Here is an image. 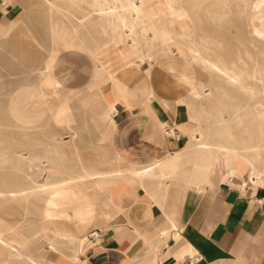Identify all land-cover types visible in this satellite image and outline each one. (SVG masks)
I'll return each mask as SVG.
<instances>
[{"label":"bare ground","instance_id":"6f19581e","mask_svg":"<svg viewBox=\"0 0 264 264\" xmlns=\"http://www.w3.org/2000/svg\"><path fill=\"white\" fill-rule=\"evenodd\" d=\"M48 2L50 10L52 8L65 10L69 17L76 16L77 24H73L71 29L60 21L49 24L48 30L54 48L49 53L45 66L40 70L37 84L17 89L6 100L4 110L18 127L26 130L50 126L51 123L48 122L53 117L66 115L62 94L80 96L84 91L89 90L94 95L95 102L89 105L82 101V106L92 109L102 121L106 122L102 140L112 142L117 127L115 117L120 110L118 100L122 99L125 108L128 109L140 105L144 110L147 109L146 103L140 102L134 105L135 101L131 102L127 95L131 72L138 69L141 73L146 64L151 79L156 80L164 72L163 68L169 66L170 70L175 72L173 76H178L174 79L162 76L163 81L160 83L162 92L158 94L160 97L168 94L175 97L178 105L180 103L185 105L183 113L185 119L178 124V128L189 136V142L184 149L168 153L164 159L176 164L185 153L189 152L194 165L188 173L193 178L195 187L206 185L212 188L225 180L231 185L240 182L245 186L244 175L248 176V181L252 185H264V0H57V2L55 0ZM82 2L91 10L86 11L84 7H77V4ZM77 11L80 15H75ZM189 19L198 23L207 21L211 24H220L223 28L229 24L234 25L237 29V32L234 31L237 43L225 45L221 40L208 34L193 35L185 25ZM179 32L180 37H176ZM224 33L226 38L232 36L228 30ZM145 34L149 37L146 41L147 45L141 38ZM108 36L110 38L106 39ZM138 37L147 49L143 47V54L131 59L132 53L130 55L125 52L120 45L123 41L129 46L134 45ZM109 39H112L116 51L114 60L108 58V51L105 52ZM79 50L87 54L88 58L94 54L99 57L98 62L93 63L89 83L82 88L74 89L66 85L68 71L63 66L66 61L63 64L61 60L67 53L63 56L60 53ZM185 61H188L189 65L201 66L210 77L233 86L240 95L245 94L249 99H253V103L251 105L236 103L239 98L230 95L220 83L213 88L198 79L192 82L188 75L191 72L190 67ZM188 68L189 71L186 72L185 69ZM217 92L222 94L226 101L221 102L216 99ZM153 95L156 96L154 92ZM227 101L235 102L229 107ZM71 123L67 122L65 128L72 129ZM54 130L59 131L56 128ZM167 133L175 135L172 128L167 130ZM114 159L118 164L117 167L100 169L94 165V168L79 176V181L70 178L55 184L39 182L26 188L7 185L0 189V200H3L1 204L18 198H39L48 192V197L44 199L47 202L53 199L50 198L53 192L72 199L76 197L78 190L83 189V192L91 191L98 198L99 203L104 202L110 208L112 206L115 209L112 214L109 213L110 210H103V215L115 219L117 215L123 214V210H116L118 205L114 201L117 194L114 190L121 188L122 178L137 180L152 176L155 170L161 171L163 168L154 164L141 168L123 167L119 165L123 160L119 153L115 154ZM167 169L175 171L180 168L173 166ZM77 212L79 225L88 224L95 218L94 210L90 208ZM171 226V223L165 222L162 228L159 227L149 236L140 234L139 237L150 244L154 240L166 242L172 234L179 237L178 226L173 225L172 228H177L174 232L170 230ZM18 228L15 223L0 217V264H12V256L22 255L21 241L24 237L18 232ZM42 234L44 240L48 242L47 249L50 252L45 256L47 261L52 264H65L64 261L60 262L53 257L57 253L65 256L62 253V244L65 243L64 234L61 231L54 236H49L46 232ZM94 235L99 237L97 232ZM73 237V241L78 244L74 259L85 264L86 257H80L79 253L85 251L86 254L87 247L84 249V244L88 239L77 233L73 234ZM40 260L28 258V264H44Z\"/></svg>","mask_w":264,"mask_h":264},{"label":"crops","instance_id":"0c3cea01","mask_svg":"<svg viewBox=\"0 0 264 264\" xmlns=\"http://www.w3.org/2000/svg\"><path fill=\"white\" fill-rule=\"evenodd\" d=\"M20 2L0 0V30L5 27L6 12H14L10 16L13 24L21 17L15 13ZM60 54H66L61 59L63 64L66 61L63 66L68 71L66 85L74 89L86 86L93 58L80 50ZM163 70L160 68L163 73L156 80L149 74V93L138 98L128 94L134 105L146 103V110L141 105L125 108L124 101L118 100L120 110L115 117L117 127L112 141L114 150L123 157L119 165L141 168L154 164L163 170L157 169L154 175L137 180L122 178L123 185L114 190L117 192L114 201L118 205L116 210H123L121 215L127 221L116 225L127 233L119 239L109 228L99 229L102 240L89 248L85 264H264V185H252L244 175L245 186L240 182L231 185L225 180L212 188L195 187L188 173L193 160L181 158L173 164L164 159L168 153L184 149L189 136L178 128L185 119V105H178L175 97L168 94L159 95L162 76L171 79L178 76H173L175 72L169 66ZM84 95L87 96L82 98L84 103L95 102L91 91L86 90L80 96ZM171 128L175 135L167 133ZM173 166L180 169H167ZM104 208L97 203V210ZM165 222L171 223L172 232L177 230L173 225L178 226L180 236L172 234L166 242L154 240L151 244L132 236L133 233L149 236Z\"/></svg>","mask_w":264,"mask_h":264},{"label":"rangeland","instance_id":"374dc122","mask_svg":"<svg viewBox=\"0 0 264 264\" xmlns=\"http://www.w3.org/2000/svg\"><path fill=\"white\" fill-rule=\"evenodd\" d=\"M48 1L55 2V0ZM48 1L21 0V6L15 12L21 17L13 24L10 21V16L14 12H6V17L4 18L6 28L4 27L0 30V189L7 185H18L20 188H26L39 182L55 184L70 178H75V180L79 181V176L85 174V171L94 168V165L100 169L118 166L114 159L117 152L114 150L112 142L102 140L106 122L102 121L92 109L82 106V98H86V95L82 97L77 94H62V103L66 115L59 118L53 117L48 122V124L51 123L50 126L42 128L36 127L24 130L18 127L16 122L4 110L7 104L6 100L11 93H14L17 89L37 84L40 70L45 66L49 53L54 48L48 25L53 21L63 22L67 28L77 24L76 16L69 17L70 15H67L65 10H61L62 12L53 8L50 10ZM79 6L84 7L86 11L91 10L84 2L77 4V7ZM75 15L80 14L77 11ZM185 25L189 33L193 35L208 34L217 40H221L225 45L237 43L236 33H234V31L237 32V29L234 25L229 24L225 26L226 28H223L220 24H211L207 21L198 23L191 19L187 20ZM225 30L230 31L232 36L226 38L223 35L226 34L224 33ZM79 35L81 36V34ZM180 35L179 32L176 37H180ZM108 38L110 37L108 36L106 39ZM141 38H143L144 44L147 45L146 41L149 40V37L145 34ZM141 38L138 37L134 45L129 46L124 41L120 45L125 52L130 55L132 53L131 59L137 58L140 54H143L144 49H147V46H143ZM109 41L105 47V52L108 51V58L114 60L116 51H114L112 39H109ZM230 48L233 49L234 47L230 46ZM98 57L96 54L92 56L94 62H98ZM188 67H190L191 71L188 75L192 82L198 79L213 88L217 83H220L230 95L239 98L236 103L247 105L253 103V99H249L245 94L240 95L233 86L226 85L222 81L210 77L201 66L189 65L188 62ZM146 68L148 66L145 64L141 73L138 72V69L131 72L132 76L129 80V87H127L128 94L131 91L129 95L138 98L142 94L146 95L149 93L147 90L150 87V78L149 70H146ZM185 71H189V68L185 69ZM215 97L221 102L226 101L224 96L218 92L215 93ZM234 102L227 101L226 103L229 107L230 105L232 107ZM67 122H72V129L65 128ZM52 125L59 131L56 132ZM3 153L7 154L4 155ZM188 153H185L182 158L191 159ZM78 192L76 197H72V199L64 198L53 192L50 198L57 200L56 202L53 199L48 202L44 201L48 197L49 192L39 198H18L20 200H9L6 203L4 202V204H1L3 200H0V217L15 223L19 227L18 232L24 237L21 241L23 243L22 255L12 256V264H28V258L41 259L43 262L40 261L44 264H52L45 258L50 253L47 249L48 242L44 240V235L42 234L45 232L49 236H54L59 231L64 234L65 243L62 244V253L65 256L57 253L53 257L60 262L64 261L63 263L65 264H81V262H76L74 259L78 244L73 241V234L77 233L79 236L88 239L84 244V249L87 247L86 253L89 248L101 242L102 237L99 229L105 231V228H109L112 233L117 234V238H124L127 231H122V227L116 225L127 221L124 216L119 214L115 219L107 218L103 215V210L109 211L110 209L109 213L112 214L114 210H112V206L111 208L107 207L106 203L101 202L100 204H103L105 208L97 210L99 200L91 191L83 192L82 189L78 190ZM52 195L57 196L53 197ZM64 201L67 202L65 203ZM83 203L85 204L83 205ZM80 208L83 209L82 211L88 208L94 210V220L88 224L79 225L77 223L78 214L76 213H78L77 211L82 212ZM41 211H43V214H41ZM73 213L76 217H74ZM96 232L99 236L98 238L94 235ZM134 235L140 238L138 234L133 233L132 236L134 237ZM79 255L80 257H86L85 251L80 252Z\"/></svg>","mask_w":264,"mask_h":264}]
</instances>
